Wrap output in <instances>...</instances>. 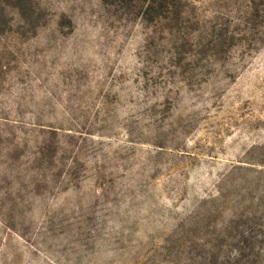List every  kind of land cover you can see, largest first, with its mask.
<instances>
[{
	"label": "rangeland",
	"instance_id": "374dc122",
	"mask_svg": "<svg viewBox=\"0 0 264 264\" xmlns=\"http://www.w3.org/2000/svg\"><path fill=\"white\" fill-rule=\"evenodd\" d=\"M163 50L103 0H0V264H264V42Z\"/></svg>",
	"mask_w": 264,
	"mask_h": 264
},
{
	"label": "trees",
	"instance_id": "16d2710c",
	"mask_svg": "<svg viewBox=\"0 0 264 264\" xmlns=\"http://www.w3.org/2000/svg\"><path fill=\"white\" fill-rule=\"evenodd\" d=\"M151 26L165 53L187 62L229 61L264 42V0H103Z\"/></svg>",
	"mask_w": 264,
	"mask_h": 264
}]
</instances>
